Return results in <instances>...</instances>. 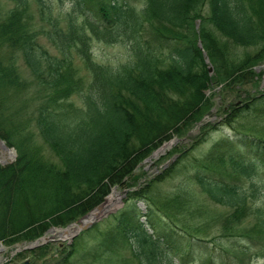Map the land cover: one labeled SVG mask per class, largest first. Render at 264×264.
<instances>
[{"label":"trees","instance_id":"obj_1","mask_svg":"<svg viewBox=\"0 0 264 264\" xmlns=\"http://www.w3.org/2000/svg\"><path fill=\"white\" fill-rule=\"evenodd\" d=\"M5 1L0 0V138L17 157L0 164V242H34L50 228L84 217L113 187L129 191L104 230L97 225L70 247L20 252L11 264H85L87 256H94L91 264H133L132 258L135 264H244L264 257V181L257 178L264 174V129L248 123L258 102L254 115L264 117V94L245 108L239 103L224 111L221 125L230 133L206 152L200 149L216 130L212 124L161 175L140 186L134 173L165 140L183 138L207 114L211 84L257 81L264 0H144L142 7L125 0H73L74 11L58 13L48 0ZM120 38L131 51L125 64L108 67L94 60V39ZM44 146L59 162L44 156ZM175 179L174 191L161 190ZM194 187L229 212L208 216ZM8 195L14 197L2 201ZM213 228L218 232L211 234ZM95 235L94 247L84 249L81 240ZM127 246L130 260L122 255Z\"/></svg>","mask_w":264,"mask_h":264},{"label":"rangeland","instance_id":"obj_2","mask_svg":"<svg viewBox=\"0 0 264 264\" xmlns=\"http://www.w3.org/2000/svg\"><path fill=\"white\" fill-rule=\"evenodd\" d=\"M125 1L137 7H142V5L145 2L144 0H125ZM3 2L6 3L5 0H3ZM48 2L53 6L55 13H58L59 10L74 11L73 0H48ZM10 5H11L10 3H7V6H10ZM36 7L37 5L35 3H32L31 8H33L34 11H37ZM78 20H79V23L82 24L84 18L79 16ZM41 42L46 48H48L51 52L54 53V48L52 47V45H50V43L48 42L46 38L45 39L41 38ZM92 52H93V58L97 63L102 64L104 66H108V67H118L122 64H125L131 57L130 46L128 43L124 42L122 38L117 40V42L115 43H107V42L94 39L92 42ZM77 65H78L80 76L85 77L87 79V77H89L88 75L90 74L87 72L83 63L79 59H77ZM209 67L212 68L213 70L212 74H214L216 71L215 67L212 64H209ZM209 67H208V70H209ZM20 71L23 76L29 75L28 68L25 67L22 61H20ZM256 72L260 75V77H257L256 79L257 81H253L251 83L241 81V82L234 84L232 87H229L226 85L225 87L223 86V88L222 86L218 87L216 84H211L209 90L206 91V94L208 98L212 99L213 106L210 108V110L201 120L197 121L196 123H193L192 125H189L184 130L183 138L181 136L180 137L175 136L173 138H169L168 140H165L157 149L153 150V152L147 159L143 160L139 164V166L136 168L134 172L135 177L138 181V185L142 186L145 184L144 182L153 180L156 176L161 175L165 169H168L176 161V158L178 157L180 153H182V151L183 153L188 152L189 149H191L195 145L196 139L201 132V128L204 127L205 125L212 124L216 127V130H213V132H211L210 134L211 136H209L210 138H209L208 143L204 144L201 147L200 152L202 151L206 152L208 148H210V146L212 145L213 141L216 138L221 137L222 134L230 133L229 126L224 127L223 125H221L222 119L224 118V115H225L223 114V112L227 111L231 107L236 106L239 103H242L243 107L245 108L247 103H249L250 100H258L264 94V59L256 67ZM72 101H74L78 105H81L80 103L81 101H79L78 97L76 96L72 98ZM258 104L259 102L256 105H254V109L250 113V119L248 123H249V126L251 127H257V128L264 129V117H261L260 114L259 116L254 115V111H256V107ZM246 120L247 118L239 119L238 122L242 123V121H246ZM238 122H234V125L236 126ZM179 139L181 140V142H178L176 144L173 143V140L177 142V140ZM169 143H171V145H169L167 149L163 150V152H157L160 148L164 147V145L169 144ZM40 145L43 148L44 144L42 143V141L40 142ZM176 147H179V148L181 147V149H179L178 152H175L174 149ZM9 152L12 155H10ZM44 154L46 158L51 159L54 162H59L58 158L54 156L46 146H44ZM16 157H17V152L15 149L9 148L7 152L4 149L0 148V164L1 165L5 166L7 164L14 162L16 160ZM257 175H258L257 178L259 180L264 181V174H257ZM176 184H177V179L173 180L172 182L167 180L161 186V190L163 192H165L166 190L174 191L176 188ZM193 189L195 190L197 194L200 204L207 208L208 216L223 215L224 213L229 212L228 209H226L225 207L215 205L214 203H212L205 195H202L200 193V190L197 187H194ZM127 191H128L127 189L121 186H118V185L113 187L109 195L105 197L104 202H102V204L100 205H103L111 194L116 193L118 194V196H117V203L114 206V208L107 211V213L105 212L104 214L100 215L91 226H89L87 229L80 230L78 233L74 234L71 238L63 239L59 236H56L55 232L62 231V230L68 229L69 227L73 225L80 224V220L82 218L77 220L76 222L69 224L68 226L59 227V228L52 227L49 230L54 229L56 231L50 233L48 230L42 237L38 239H41L43 237H45V239H51L53 237L52 241L50 242L47 241L49 243L43 244V245H50L53 247V249L59 246L61 247L69 246L70 247V245H72L77 238L83 237L82 234L84 232L91 230L95 226L99 225L100 229L104 230L111 223V221H109V218L112 215H114L117 211L121 210L122 207L124 206L126 197L129 194V191L128 192ZM13 197L14 195H8L5 198L3 197L2 201H5V200L10 201V198L12 199ZM141 208H142V211L145 212V205L141 204ZM91 212H88L86 215L90 214ZM104 221L105 223H103ZM149 232L151 233V231ZM217 232H218L217 228H213L211 230V234H215ZM81 241H82V247L85 246L86 248L84 249L90 250L94 247L93 245L97 241V238L95 235L94 237H90L89 239H87V242H84L83 240ZM222 242L225 245L230 246L232 243V240L222 239ZM30 243L31 242H29L28 244L20 243V244H15L13 246H9L3 242H0V249L4 250L3 252H0V257L2 258V260L0 261V264H11L10 261L15 256L16 251L21 250L24 247H27ZM130 249L131 248L127 246L124 250H122V255L125 257H128L129 260L132 258ZM53 252L52 254L50 253L48 257L52 256ZM92 258L91 256H87L86 257L87 260L85 264H91ZM98 261H102L101 257L98 258ZM131 261L133 264H135V260L133 258ZM41 262L42 261H40V263ZM20 263H21L20 261L15 262V264H20ZM175 263L179 264V260L175 259ZM100 264H104V262H101ZM244 264H264V257L254 259L253 261H246L244 262Z\"/></svg>","mask_w":264,"mask_h":264},{"label":"bare ground","instance_id":"obj_3","mask_svg":"<svg viewBox=\"0 0 264 264\" xmlns=\"http://www.w3.org/2000/svg\"><path fill=\"white\" fill-rule=\"evenodd\" d=\"M5 145H6V143H5ZM2 146H3V144H2ZM2 146L0 144V148L4 149L5 147H2ZM168 146H169L168 144L166 146H164L163 147L164 149H162V151L165 150V149H167ZM4 150L8 152V150H6V149H4ZM10 155H12V154L10 153ZM117 196H118V194H116V193L111 194L108 197L107 201L103 204V206H102V208L100 210L93 212L85 220L81 221L80 224L73 225V226L69 227L68 229H65V230H62V231H56V230H54V231H56L55 232L56 236H59V237H61L63 239H65V238H71L74 234H76L78 232L79 229H81V227H83L82 226L83 224H85L87 222H90V221L98 218L100 215L104 214L105 212L107 213V211L113 209L114 206L117 203ZM0 260H1V258H0Z\"/></svg>","mask_w":264,"mask_h":264},{"label":"water","instance_id":"obj_4","mask_svg":"<svg viewBox=\"0 0 264 264\" xmlns=\"http://www.w3.org/2000/svg\"><path fill=\"white\" fill-rule=\"evenodd\" d=\"M199 47H200L201 49H203V46H202L201 42L199 43ZM205 56H206V54H205ZM206 63H207V64L210 63L208 58H206ZM212 72H213L212 68L209 67V73L212 74ZM178 142H181V140H177V143H178ZM171 143H172V142H171ZM171 143H169L168 145H171ZM173 143L175 144L176 142L173 140ZM0 144H1V146H2V144H3L2 147H5L4 149L9 150V147H8L7 145H5V142H4L3 140H1V139H0ZM166 145H167V144H166ZM166 145H164V146H166ZM162 149H164V148H163V147L160 148L157 152H162ZM101 208H102V205H100V206H99L98 208H96L94 211H98V210H100ZM94 211H92V212H91L90 214H88V215H85V216L80 220V222L83 221V220H85L87 217H89ZM95 220H97V219H94V220H92V221H90V222H87V223L83 224V225H82L83 227H81V229H79L78 232H79L80 230H82V229H87L89 226H91V225L95 222ZM53 231H54V229L49 230L50 233L53 232ZM49 232H48V233H49ZM78 232H77V233H78ZM47 241H49V239H45V237H43V238L38 239V240H36L35 242L31 243L30 246L27 247V248H25V249H33V248H36V247H38V246H40V245L46 243ZM0 251H3V250H0Z\"/></svg>","mask_w":264,"mask_h":264}]
</instances>
